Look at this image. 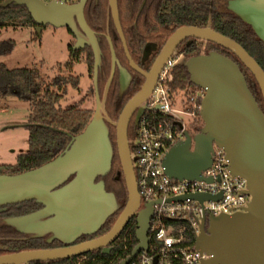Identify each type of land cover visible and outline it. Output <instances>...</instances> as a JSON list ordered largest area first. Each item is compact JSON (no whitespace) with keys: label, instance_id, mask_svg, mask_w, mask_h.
I'll return each mask as SVG.
<instances>
[{"label":"water","instance_id":"water-1","mask_svg":"<svg viewBox=\"0 0 264 264\" xmlns=\"http://www.w3.org/2000/svg\"><path fill=\"white\" fill-rule=\"evenodd\" d=\"M86 1L79 0L73 8L40 0H6L0 3V9L10 5L25 7L37 26L35 33L38 36L40 26L45 25L72 30L76 38L72 53L89 46L94 56L92 85L95 97L91 120L82 133L70 137L65 150L54 160L19 175L0 176V207L29 201L42 206L40 211L7 218L2 224L14 228L20 234L32 235L33 238L51 234L46 242L57 240L66 246L0 256V264H49L97 250L109 254L110 245L133 217L136 218L137 244L121 264H130L139 253L148 251L151 242L148 235L150 222L154 205L160 204V200L141 204L127 131L134 113L137 124L146 111L145 103L153 93L162 69L183 41L191 39L211 42L232 53L255 78L264 102L262 68L241 45L208 27L185 26L175 30L150 70L142 71L129 55L117 0H107L129 66L144 78V83L124 105L117 121L112 123L115 127L116 151L127 189L124 208L106 234L74 244L80 237L98 232L119 208L115 195L105 191L102 180L97 181L110 172L114 151L106 126L108 120L103 109L104 98L101 99L98 92L97 76L101 63L98 40L83 14ZM227 9L248 24L264 42V0H232L227 4ZM106 39L111 54V72L104 96L116 69L119 71L120 93L127 89L131 80L128 71L116 58L110 37ZM184 65L190 82L203 91L199 109L202 128L194 136L184 130V140L172 146L163 157L164 172L176 181L211 182L202 173L212 165L214 147L221 148L228 172L232 177L245 181L243 194L249 198L241 212L218 216L209 214L199 219L194 248L208 256L200 264H264V113L250 92L240 68L231 59L212 51L206 55L190 57ZM220 197V194H194L188 198L202 204L204 201H216ZM185 199L187 196L171 198L166 203L182 202ZM153 263H156V258Z\"/></svg>","mask_w":264,"mask_h":264},{"label":"trees","instance_id":"trees-1","mask_svg":"<svg viewBox=\"0 0 264 264\" xmlns=\"http://www.w3.org/2000/svg\"><path fill=\"white\" fill-rule=\"evenodd\" d=\"M4 1L6 0H0V3ZM230 1L117 0L120 24L130 56L139 62L142 47L147 41L156 42L158 47L161 48L173 32L181 27H208L241 45L264 71V42L256 36L248 24L227 9V4ZM84 14L88 27L96 34L100 49L101 63L97 76L98 92L100 98H104L103 109L108 120L106 126L114 151L110 172L104 177L98 178L97 181L102 180L105 191L115 195L119 208L106 220L96 234L82 236L77 241L78 243L106 234L114 225L127 201V189L116 151L115 127L112 123L117 121L124 105L140 90L141 85L144 83V78L131 70L127 64L121 41L112 22L108 1L87 0ZM9 27L14 29L30 28L35 31L36 24L25 7L10 5L7 8L0 9V29ZM69 34L74 38L71 32ZM35 36H37L36 33ZM106 36L111 38L116 58L122 64L125 63L131 74L129 86L123 92L122 97L118 93L117 71L106 96H104L111 71V54ZM186 43L187 40L176 48L173 57L181 55L190 58L215 51L231 59L240 68L250 92L264 113L263 98L255 78L232 53L211 42L192 40V43L188 45ZM71 48L72 46H69L70 52ZM13 49V41L0 42V57L6 56ZM82 56L87 70L92 76L94 56L91 48L86 46L84 49L70 55L65 64L57 65L55 68L56 75L49 82L39 81L37 69H8L0 63V99L14 96L20 101L28 102L30 106L28 151L19 154L13 164L0 165V176L19 175L51 162L65 150L70 142V137L83 132L92 118L93 111L76 105L64 109L59 106L60 100L67 94L68 87L78 89V77L73 76L72 72L74 64L79 62ZM151 64L152 62L144 66L143 71H148ZM166 86L173 99L177 94L183 93L185 108L190 112L189 96L199 88L190 82V76L184 64H176L173 67ZM150 115L159 118L157 113H145V116ZM201 128L202 122L199 111H195V118L189 124L187 130L191 136H194L200 132ZM134 132L135 124L134 121H131L127 131L131 150ZM41 207L33 201L0 207V209H5L0 212V256L24 251L50 249L62 245L59 241L50 244L44 238L22 239V234L14 228L1 224V219L25 216ZM135 219L133 217L128 222L117 240L110 245L109 254H103L101 250L87 253L81 256L84 259L83 264H121L137 244ZM164 223L167 226H173L178 232L181 231V235L185 238L184 244L190 248L194 247L195 234L188 220L166 219ZM79 258L54 261L49 264H76ZM30 264L45 263L33 262Z\"/></svg>","mask_w":264,"mask_h":264},{"label":"built area","instance_id":"built-area-1","mask_svg":"<svg viewBox=\"0 0 264 264\" xmlns=\"http://www.w3.org/2000/svg\"><path fill=\"white\" fill-rule=\"evenodd\" d=\"M44 3L70 5L78 0H40ZM176 65V57H171L161 71L156 87L145 103L146 111L135 124L132 141L131 159L137 183L141 204L160 200L154 205V214L150 222L149 237L151 242L148 251H142L130 264H200L208 258L195 248L184 244L185 238L181 231L173 226L165 225L166 219L188 220L196 236L199 219L211 214L231 215L241 212L246 207L249 198L243 194L246 183L242 178L232 177L227 169L223 149L215 148L212 165L202 175L212 181L170 179L164 172L162 160L166 152L175 144L184 140V130L195 118V111L200 109L203 91L196 89L189 96L191 111L185 108V98L180 102V109L175 108V99L170 96L166 82L170 79L172 69ZM199 101V102H198ZM146 112L159 115L145 116ZM186 115L191 120L185 124L181 116ZM181 125V127H180ZM194 194L221 195L216 201H204L200 204L188 198ZM182 202L166 203L167 199L185 197Z\"/></svg>","mask_w":264,"mask_h":264},{"label":"rangeland","instance_id":"rangeland-1","mask_svg":"<svg viewBox=\"0 0 264 264\" xmlns=\"http://www.w3.org/2000/svg\"><path fill=\"white\" fill-rule=\"evenodd\" d=\"M11 40L14 49L6 56L0 57V63L8 69L34 68L38 70L39 81L49 82L56 75V66L65 64L70 58L69 46L74 44V38L65 28L52 29L48 27L35 36L30 28L0 29V42ZM183 56L176 57V64H185ZM73 76L78 77V89L68 87L67 94L60 100L59 106H79L94 112L95 97L92 76L87 70L83 56L73 66ZM183 93L175 97V108L180 109ZM28 102L20 101L14 96L0 99V165L13 164L19 154L28 151ZM185 124L191 118L181 116ZM192 123V122H191ZM189 128V126H188ZM79 258L76 264H83Z\"/></svg>","mask_w":264,"mask_h":264},{"label":"flooded vegetation","instance_id":"flooded-vegetation-1","mask_svg":"<svg viewBox=\"0 0 264 264\" xmlns=\"http://www.w3.org/2000/svg\"><path fill=\"white\" fill-rule=\"evenodd\" d=\"M232 1V0H231ZM78 3H79V0L78 1H76V2H74V3H72V4H70V5H65V6H68L69 8H73V7H75V6H77L78 5ZM86 3H87V1H86ZM85 7H86V4H85ZM85 7H84V9H83V14L85 13ZM84 18H85V14H84ZM74 20L76 21V19H75V17H74ZM37 27V26H36ZM35 27V28H36ZM48 27H50V28H52V29H56L55 27H53V26H51V25H45V26H40V28H41V31L42 30H45V29H47ZM66 30H67V32L69 33V32H71L73 35H74V33L72 32V30H70L69 28H65ZM107 37V36H106ZM110 37V36H109ZM111 39V38H110ZM168 40V39H167ZM75 41H76V38H75V35H74V44H75ZM126 41V40H125ZM198 41H200V40H198ZM184 42V41H183ZM204 42V41H203ZM190 43H192V40L191 39H187V45L188 44H190ZM73 44V45H74ZM122 44V43H121ZM73 45H72V47H73ZM109 45V44H108ZM113 45V44H112ZM127 46V45H126ZM164 46V45H163ZM163 46L161 47V48H159L158 47V45L156 44V42H150V41H147L144 45H143V47H142V50H141V56H140V58H139V62H137L136 60H134L131 56V59L133 60V62L143 71V67L144 66H146L148 63H150V62H152V64H151V67H152V65H153V63L155 62V60H156V58H157V56L159 55V53H160V51L162 50V48H163ZM84 49V48H83ZM128 49V48H127ZM81 50V49H80ZM110 50V49H109ZM78 51V50H77ZM115 51V50H114ZM129 52V51H128ZM75 53V52H74ZM74 53H72V48H71V52H70V55H73ZM130 55V54H129ZM174 55V54H173ZM173 55H172V57H173ZM181 56V55H180ZM126 57V56H125ZM177 57V56H176ZM185 58V57H184ZM186 60L188 59V58H185ZM126 60H127V58H126ZM119 61V60H118ZM119 63H120V65L123 67V68H125L127 71H128V73L130 74V72H129V70L126 68V65H125V63L124 64H122V62L121 61H119ZM137 63H139V64H137ZM127 64H128V66H129V62H128V60H127ZM141 66V67H140ZM150 67V68H151ZM129 68H130V66H129ZM131 69V68H130ZM132 70V69H131ZM150 70V69H149ZM148 70V71H149ZM116 71L118 72V85H119V96L120 97H122V94H124L123 92L122 93H120V84H119V71H118V69H116ZM115 71V72H116ZM148 71H144V72H148ZM111 72V71H110ZM135 72V71H134ZM137 73V72H136ZM139 74V73H138ZM115 76V75H114ZM130 77H131V74H130ZM135 116H136V113H134V115L132 116V118H131V120H130V122H129V124L131 123V121H134L135 120ZM134 124H135V121H134ZM42 209V207L40 208V209H38V210H36V211H34V212H32V213H35V212H37V211H40ZM0 210H2V212L5 210V209H0ZM32 213H30V214H32ZM29 215V214H28ZM26 216V215H25ZM5 219H7V218H5ZM5 219H1V224L3 223V220H5ZM97 233V232H96ZM95 233V234H96ZM94 235V234H93ZM50 236H51V234H47V235H45V236H43V237H41V238H44L45 239V241H47L49 238H50ZM22 239H26V240H31V239H35V238H33L32 237V235H23L22 234ZM79 239H81V237L79 238ZM79 239H77L75 242H74V244H78V240ZM89 240H92V239H88V240H86V241H89ZM55 242H57V240H55ZM85 242V241H84ZM52 243H54V241H52V242H50V244H52ZM59 243H61L60 241H59ZM81 243V242H80ZM62 245L61 246H58V247H54V248H62V247H65L66 245H64L63 243H61ZM54 248H50V249H54ZM10 255V254H9Z\"/></svg>","mask_w":264,"mask_h":264}]
</instances>
